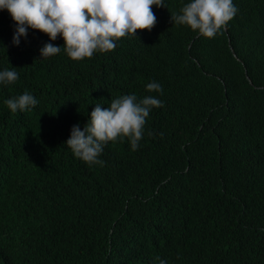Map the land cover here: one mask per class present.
I'll return each instance as SVG.
<instances>
[{"label": "trees", "instance_id": "obj_1", "mask_svg": "<svg viewBox=\"0 0 264 264\" xmlns=\"http://www.w3.org/2000/svg\"><path fill=\"white\" fill-rule=\"evenodd\" d=\"M190 2L152 5L151 31L83 60L31 28L14 45L16 22L0 9V63L18 74L0 83L3 196L36 228L4 237L9 264H264V0H233L213 38L172 22ZM46 43L60 52L42 58ZM25 92L38 103L12 112L5 101ZM131 94L163 102L138 149L118 137L103 166L76 157L72 126Z\"/></svg>", "mask_w": 264, "mask_h": 264}, {"label": "clouds", "instance_id": "obj_2", "mask_svg": "<svg viewBox=\"0 0 264 264\" xmlns=\"http://www.w3.org/2000/svg\"><path fill=\"white\" fill-rule=\"evenodd\" d=\"M152 5L166 6L164 0H0V9H7L16 22L14 45L20 44L21 37H27L28 28L47 34L50 40H56L59 35L64 40L65 52L73 60L91 58L96 52H110L116 48L117 40L136 36L138 29L151 31L157 21ZM237 11L233 0H191L181 9V14L172 13L171 20L213 38ZM60 50L59 46L46 43L40 54L47 58ZM17 79L15 71L7 70L5 63H0V83L12 84ZM146 87L149 92L162 93V87L156 82ZM37 103L28 92L5 101L12 112L24 111ZM153 107H163V102L152 96L138 101L135 94L120 96L107 108L96 104L83 130L78 124L73 125L65 144L86 163L103 166L104 161L98 157L109 141L127 137L131 149H138L146 118ZM4 186L0 175V264H9L8 254L2 250L4 237L20 240L36 228L21 223L23 204L11 196H3ZM160 264L166 262L160 260Z\"/></svg>", "mask_w": 264, "mask_h": 264}, {"label": "bare ground", "instance_id": "obj_3", "mask_svg": "<svg viewBox=\"0 0 264 264\" xmlns=\"http://www.w3.org/2000/svg\"><path fill=\"white\" fill-rule=\"evenodd\" d=\"M7 168V167H6ZM8 169V168H7ZM16 171V170H15ZM12 174V173H11ZM22 187H24V186H22Z\"/></svg>", "mask_w": 264, "mask_h": 264}]
</instances>
